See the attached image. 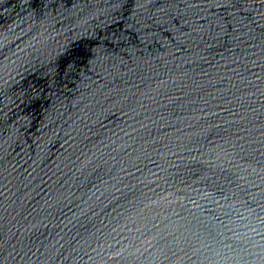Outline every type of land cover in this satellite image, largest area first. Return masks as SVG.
Listing matches in <instances>:
<instances>
[{
  "label": "water",
  "instance_id": "1",
  "mask_svg": "<svg viewBox=\"0 0 264 264\" xmlns=\"http://www.w3.org/2000/svg\"><path fill=\"white\" fill-rule=\"evenodd\" d=\"M0 264H264V0H0Z\"/></svg>",
  "mask_w": 264,
  "mask_h": 264
}]
</instances>
